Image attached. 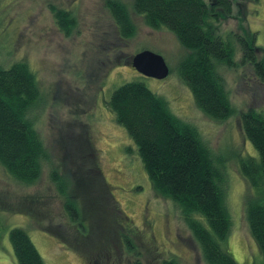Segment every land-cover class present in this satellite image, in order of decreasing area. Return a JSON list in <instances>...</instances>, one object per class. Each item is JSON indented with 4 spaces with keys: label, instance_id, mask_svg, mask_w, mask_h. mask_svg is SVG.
<instances>
[{
    "label": "rangeland",
    "instance_id": "rangeland-1",
    "mask_svg": "<svg viewBox=\"0 0 264 264\" xmlns=\"http://www.w3.org/2000/svg\"><path fill=\"white\" fill-rule=\"evenodd\" d=\"M106 1L0 0V64L25 61L36 74L43 96L36 126L50 157L33 185L16 182L0 165V264H18L10 241L15 228L27 232L45 264H206L180 208L154 191L136 146L108 107L113 92L132 81L164 97L225 163L232 227L222 248L238 264H260L246 220L253 190L240 161L259 155L241 115L264 114V79L243 60L239 38L252 43L256 37V60L264 59V0H234L233 14L220 23L234 45V66L222 69L234 114L222 122L197 107L182 80L179 67L188 51L175 34L149 28L132 11V0H122L137 27L135 37L123 39ZM51 5L75 15L70 36L58 28ZM144 50L165 59L166 79L133 68V57ZM54 171L84 210L83 235L68 219Z\"/></svg>",
    "mask_w": 264,
    "mask_h": 264
},
{
    "label": "trees",
    "instance_id": "trees-1",
    "mask_svg": "<svg viewBox=\"0 0 264 264\" xmlns=\"http://www.w3.org/2000/svg\"><path fill=\"white\" fill-rule=\"evenodd\" d=\"M106 6L123 39L137 34L131 8L149 28L175 34L188 51L179 72L197 107L221 122L234 114L222 74L223 68L234 66V45L220 32L221 21L233 14L234 0H132L131 8L122 0H107ZM50 10L58 28L70 36L77 26L75 15L55 5ZM253 40L250 43L239 38L243 60L264 79V59L256 60V37ZM39 86L27 62L17 61L10 67L0 64V165L23 185L35 184L50 158L36 126V111L43 100ZM108 107L136 146L154 191L180 208L204 262L238 264L222 248L232 227L226 165L204 142L198 128L176 116L168 101L142 81L116 89ZM241 126L259 154L241 160L240 169L253 190L247 197L246 220L263 256L260 264H264V114L243 112ZM91 166L96 175L100 174L96 160ZM52 178L64 197L68 219L83 235L84 210L77 207L63 180V184L58 183L55 171ZM10 241L18 264H45L23 229L11 230ZM163 264L179 263L169 260Z\"/></svg>",
    "mask_w": 264,
    "mask_h": 264
},
{
    "label": "water",
    "instance_id": "water-1",
    "mask_svg": "<svg viewBox=\"0 0 264 264\" xmlns=\"http://www.w3.org/2000/svg\"><path fill=\"white\" fill-rule=\"evenodd\" d=\"M133 68L147 78L164 80L170 75V68L165 59L152 51L137 53L132 60Z\"/></svg>",
    "mask_w": 264,
    "mask_h": 264
},
{
    "label": "flooded vegetation",
    "instance_id": "flooded-vegetation-1",
    "mask_svg": "<svg viewBox=\"0 0 264 264\" xmlns=\"http://www.w3.org/2000/svg\"><path fill=\"white\" fill-rule=\"evenodd\" d=\"M255 158V157H254Z\"/></svg>",
    "mask_w": 264,
    "mask_h": 264
}]
</instances>
